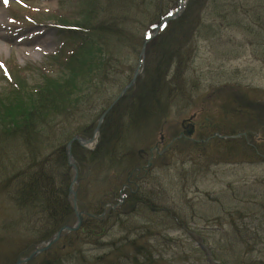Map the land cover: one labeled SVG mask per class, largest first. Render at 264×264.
<instances>
[{
	"label": "trees",
	"instance_id": "obj_1",
	"mask_svg": "<svg viewBox=\"0 0 264 264\" xmlns=\"http://www.w3.org/2000/svg\"><path fill=\"white\" fill-rule=\"evenodd\" d=\"M140 1L141 9L139 7ZM163 1L79 0L82 13L75 20L70 18L64 20L63 15H57L58 17L53 18L55 20L53 24L56 26L60 40L57 49L47 58L52 62L55 60L58 65L54 69L48 68L45 64H41L37 68L42 70V74L45 75H48V72L53 69L52 72L55 71V76H42L39 80L32 79L29 82L26 80V76H22L18 82L15 80V75L11 76L8 69V76H5L9 82L8 95H2L0 92V170H6L5 167L8 164L13 169L8 175L0 179V194L11 204L10 211L5 208L3 210L11 213L13 216L11 221L14 224H19L25 230L24 232H27L30 239L28 244L31 247L47 240L62 225L74 221L73 209L68 197V185L72 169L67 162L65 144L75 135L90 136L98 116L131 79L136 67L133 60L139 54L145 33L158 23L161 16L175 7L176 0H167L165 4H162ZM234 2V0H207V4L201 3L198 9L199 19L210 17L215 20L211 14H221L224 17V12L229 15L228 11H230V17L243 20L241 12L248 13V11H240ZM192 4H188V8H193L194 5ZM226 6L230 8L226 9ZM206 10H209L210 16L205 14ZM184 15L186 16V12L181 18ZM78 17L81 18L79 21H77ZM252 19L254 22L245 21L243 24L252 31V34L256 35V38L263 40L264 14L255 18L252 17ZM226 20L229 22L228 18ZM201 22L200 20L197 21L195 27L202 29V32L212 28L211 23L202 25ZM252 23L258 24V28H254ZM169 27L170 25L167 24L158 34L157 39L153 38L148 42L145 65L151 59V55L154 59L156 55L154 52L159 51V43L166 37L163 35L168 34ZM172 53H168L167 63L170 65V61H176L173 76L169 77V73L166 72L167 64H165L162 72H159V68L153 69L152 66L151 70L148 69L149 71L143 69L134 85L123 96L122 99L127 96L131 97V105L127 106L121 116L122 120H125L122 124L126 126L122 128L123 131L121 129L119 132L116 127H106L103 124L100 129L99 144L94 149L87 150L76 142L73 143L72 154L78 170L80 167H87L90 170L89 174L92 171L88 181L99 182L102 176L101 180L104 182L105 188L108 186L107 200L104 205H108L106 211H110L106 215H99L103 209L101 207L102 202L100 205L95 203L93 204L94 207L85 208L84 210L92 213L93 216L84 215L80 228L70 233L68 246L70 247L72 243H78L85 233L94 238L97 244L102 242L101 245H104L105 242L102 241V238H106L108 232L117 227L128 234L125 236V242L108 241L107 243L111 244V247L114 245L109 253L111 256L106 254L98 256L96 258L97 264H159V261L154 259L155 250L158 245L164 247L174 242L171 231H182L193 238L196 230L198 232L195 235L199 239H193L195 242H201L198 250L206 256L211 264H251L239 260L244 257L229 259L227 255L231 252L242 251L241 249L246 252L253 251L252 247L255 246L254 241H251L252 235L255 236V241L260 237L259 232H252L253 225H257L256 222L259 219L255 218L254 212L264 210V202L261 204L255 200L251 201L247 197L248 199L246 198L241 203V205H247L248 209L243 208V211L248 212L249 216L240 217L239 220L242 221L239 223L246 219L250 223L244 224L243 227L236 225L234 218L231 217L233 209L227 211L229 213L227 215L232 221L229 222L228 227H224L223 213L217 216L209 213L210 200L201 198L199 207L189 204L188 201L184 200L183 195L175 199L177 201L174 202L165 201V198L156 202L151 201V197L144 198L143 191L138 190L134 193L131 186L123 190L125 199L118 208L114 210L110 208L119 201V191L125 181L127 182L126 177L129 174L132 175L131 172L141 164L138 160H142L137 148L130 147L128 134L132 136L133 133L140 131L144 123L146 125L151 122L150 119L161 121V118L167 115L161 104L164 99L166 107L171 103L177 106L180 97H191L193 90L191 91L192 88L187 85L198 87L197 83H190L188 80L189 83L186 86L182 82L178 85V80L180 82L178 68L182 64L181 62L185 65L186 60L188 63L192 61L190 51L182 47ZM61 71L64 72L60 74ZM15 73L20 74L19 70ZM164 96L165 98H163ZM225 96L226 101H236L235 96L233 97L231 93L227 92ZM90 99L95 100V103L91 107L84 106V104L89 103ZM246 106L251 108L249 104ZM221 108L224 109L221 120L224 125L221 124V121H217L219 126L217 124L216 127L214 126L216 129L214 132L219 131L221 133L228 130L230 135L237 132H241V134L248 132L249 130L243 127L249 126L248 121L252 126L255 122L253 120L255 114L258 116L260 113L255 111L256 108L255 114L251 111L248 112L238 104L230 109L224 106ZM261 109L264 112V108L261 107ZM114 113L113 111L111 115ZM135 115H138L139 119ZM110 120H112V116ZM73 124L76 125L73 126ZM212 134H204L203 131H200L199 135L206 140L203 147L207 148V144L213 142L220 143L217 145L223 148L224 154L220 156L223 161H232L231 154L235 156L241 152L249 154L252 150L247 144L252 133L240 135L233 139H221ZM224 134L226 133L224 132ZM204 135L205 137H202ZM106 138H109L108 142H106ZM113 141L117 144L116 148L118 146L128 147L116 155L118 158L123 157V155L127 158L125 157L124 160L118 162L115 161L113 158ZM247 150H249L248 153ZM262 157L264 158V156ZM154 158H159V162L162 160L159 156ZM205 158L210 159L207 154H205ZM199 160L198 158L196 161L194 159V167L189 169L190 172L192 171L190 176H193V180L197 179L198 176L204 177L214 168L211 167L212 160L203 165L199 163ZM108 161L114 165H110ZM125 163H131L126 165L127 169L124 166ZM153 163L154 161H152ZM118 169L133 170L127 172L129 174L125 177L126 171L124 170V173L120 174L115 171ZM148 169H152V166L147 167L146 170ZM107 172L110 175L111 172L113 173L110 178H115L118 174L121 181L106 185L108 183L106 180L110 176ZM247 192L250 191L245 190V195ZM81 193L82 191H77V196ZM147 199L149 203H146ZM170 203L175 204L176 207L170 205L172 209L168 208L167 204ZM256 203L257 206L258 203L260 204L261 209L255 207ZM187 206L188 208H186ZM240 206L235 212L241 211L244 214L245 212L240 210ZM127 207L130 210H127ZM158 213L162 217L160 220L153 216ZM136 216H138L137 219ZM135 219L136 222H134ZM217 220L221 223L219 224ZM261 220H264V215ZM213 221L217 222L219 227H214L211 224L210 228L218 229L220 234L217 235V239L213 243H210L208 237L213 233L210 230L206 231L208 229L206 227ZM201 223H204L205 226H199ZM236 238L238 239L236 240ZM141 239H143L142 242H140ZM149 239L158 241L156 246L150 244ZM249 241L251 247L248 244ZM66 246L54 245V252H60V249ZM125 247L130 248V251H127ZM75 252L78 255L76 260L79 264H88L84 257L81 259L79 256L81 251L76 249ZM51 257L40 264H63L60 258L54 257L52 259Z\"/></svg>",
	"mask_w": 264,
	"mask_h": 264
},
{
	"label": "rangeland",
	"instance_id": "obj_2",
	"mask_svg": "<svg viewBox=\"0 0 264 264\" xmlns=\"http://www.w3.org/2000/svg\"><path fill=\"white\" fill-rule=\"evenodd\" d=\"M234 1V4L237 5L240 11H248V13L241 12L243 20L230 17V11H228L229 15L224 12V17L221 14H211L215 20H212L210 17L199 19L200 13L198 9L201 3L207 4V0H187L184 10L180 15L175 17L177 20L172 19L167 21V24L170 25L168 34L163 35L166 37L159 43V51L154 52V55L156 54L154 59L153 55H151V59L147 61L146 65L145 58L148 42L144 47L141 43L139 54L144 49V57L139 75L143 69L147 71L151 70V66L153 69L159 68V72H162L165 64H167L166 72L169 73V77L173 76L176 61H170V65H168V53H172L175 50L178 51V49L184 47L190 51V55L192 54V61L189 63L187 60L185 61L186 69L184 63L181 62L182 64L178 68L180 73L178 85L181 82L185 84L184 86L189 82H195L198 84V87H192L190 84L187 85L189 88H192L191 91L193 90L191 97H180L179 101H177V106L171 103L166 107L164 99L161 104L167 115H164L161 121L158 122V120L150 119L151 122L146 125L144 123L140 131L133 133L132 136L128 134L129 145L132 148H137L142 159L138 160L141 164L134 170L132 169L133 171L131 169L126 171L128 168L126 165H130L131 163L124 164L126 169L115 170L120 174L124 173V170L126 173L132 171L131 176L129 173L125 175L126 177L129 174L126 177L127 182L125 181L123 185L133 187L134 193L138 190L140 192L143 191L144 198L151 197V201L160 202L165 198V201L174 202L177 201L175 199L183 195L185 197L184 200L188 201L189 204L199 207L201 198L210 200L211 204L208 206V208L210 207L208 209L209 213L216 216L223 213L224 218L222 222H224V227H228L229 222L232 221L230 216L227 215L229 214L227 211H231L232 209L233 213L231 217L234 218L236 225L243 227L246 223L250 224L248 223V219L244 220L245 222L239 223L242 221L239 220L240 217L245 218L249 216L248 212L243 211V208L245 210L248 209L247 205H241L247 197L249 200H255V202L261 204L264 202V160H262L264 159L262 157L264 156V112L261 109V107L264 108V39L259 40L256 38V35L252 34V31L248 30L245 24H243L245 21L254 22L252 17L255 18L264 14V0ZM166 2L167 0H164L162 4ZM139 4L141 9V1ZM188 4H192L194 7L188 8ZM229 8V6H226V9ZM184 12H186V16L184 15L181 18ZM80 13L82 12L79 0H8L7 3H5V0H0V32L3 33L2 38H0V44L3 46V49L0 50V92L2 95H8L9 82L4 76L6 69H9L11 76L15 75V80H18V82L22 79V76H26V80L29 82L32 79L39 80L42 76L51 77L56 75L55 71L52 72V70L58 64H56L55 60L52 62V60L47 58V54L57 49L60 38L57 35V29L52 26L51 22L55 21L53 18L58 17L57 15H63L62 18L64 20L67 18L75 20ZM205 14L210 16L209 10H206ZM25 16L31 17V20H28ZM32 17L34 20H32ZM226 17L229 19V22L226 20ZM80 19L78 17L77 21ZM199 20L202 21V25L211 23L212 28H208L209 31L205 30V32H202V29L195 27V24ZM252 25L254 28H258V24L252 23ZM159 31L161 32V30ZM158 34L152 38L157 39ZM18 39L21 41H17ZM45 39L47 42L42 43V40ZM36 48H40L42 50L41 53L35 54ZM139 54L133 60L136 65L140 59ZM41 64H45L48 68H53L48 72V75L42 74V70L37 69ZM18 70L19 75L15 73ZM63 72L61 71L60 74ZM227 92L231 93L233 97L235 96L236 101H226L224 97H226L225 94ZM122 98L111 107L102 122V125L104 124L106 127H116L119 132L125 126V124H122L125 122L121 118L122 113L127 109V106L131 105L130 96ZM94 103L95 100L90 99L89 103L84 104V106L91 107ZM235 104L240 105L248 112L251 111L253 114H255L254 110L256 108L257 110L255 111H259L262 114L260 115L259 113L258 116L255 114L253 119L255 122L252 126L248 121L249 126L243 127L244 129H248V132H243L242 134L240 132L236 133L238 136L252 133L250 141L247 143L252 148L250 152L247 150L249 154H245L244 152L238 153L236 156L231 154L232 161H223V158H220L224 154L222 152L223 148L217 145L220 143L213 142L212 144H207V148H204L203 145L206 144V140L202 139L199 134L200 131H203L204 134L213 133L212 135L217 137H219L217 132L220 135H222V132L223 135H230L228 134V130L220 133L219 131L214 132L216 131L214 128L216 124L219 126L217 121L220 122L222 120L224 109L221 107L224 106L230 109ZM246 104L251 105V108L247 107ZM115 106L117 108H114ZM113 111L115 113L111 115ZM138 115L135 116L138 118ZM111 116L112 120H110ZM183 119L193 125L194 133L192 138L185 133V127L182 126L184 122H181ZM221 122L224 125V122ZM75 125L73 124V126ZM202 137H205V135ZM99 138L100 131L95 147L99 144ZM109 138H106V142H108ZM226 138L233 139L236 137L229 136ZM115 142L113 143V158L118 162L122 159L124 160L126 156L123 155V157L118 158L116 155H119L122 151L128 149V147L118 146L116 148L117 142ZM205 154L210 159L205 158ZM157 156L162 158L161 162H159V158H154ZM197 158L198 160L200 159L199 163L201 165L205 164V162L209 163L212 160L213 164L211 167L214 168L204 177L198 176L197 179L193 180V176H190L192 171L190 172L189 169L194 167L193 162ZM152 161H154L153 164ZM108 163L112 166L114 165L110 161ZM149 166H152V169L146 170ZM10 167L11 165L8 164L5 167L6 170H0V179L9 174L10 170L13 169ZM79 170L78 183L75 189L76 192L82 191V193L77 196V208L85 211V208L89 206L94 207L95 205L93 204L95 203H99L100 205V202H102L101 207L103 209L99 215H106L110 211H106L108 205H104V202L107 200L106 191L109 190L108 186L105 188V184L101 180L102 176L99 182L88 181V177L92 171L89 174L90 170L87 167H80ZM112 175L113 173L111 172V175L106 180L108 181L106 185L121 181V177L118 174L115 178H110ZM136 185H138L137 189ZM245 190L250 192H247V195H245ZM0 203V264H14L17 257L27 255L33 247L28 244L30 239L27 232H24L25 230L19 224H14L11 221L13 219L11 213L3 210L5 208L10 211L11 204L1 194ZM146 203H149V200ZM259 203L258 206L257 203L255 204L257 209H261ZM119 204L121 202H116L114 204L115 207H112L111 210L118 208ZM170 205L174 208L176 207L175 204L170 203L167 204L168 208L172 209ZM239 206L240 210L245 212L244 214L241 211L235 212ZM127 210H130V208L127 207ZM254 213L256 214L255 218H259L256 222L257 225L254 224V229L252 230V232L257 231L260 233V237L256 240L257 244L255 236L252 235L251 241H254L253 244L255 246L252 247L253 251L246 252L241 249L242 251H238L237 253L231 252L227 255L229 259L244 257L239 259L243 260V263L264 264V220H261L264 210H256ZM73 214L75 218L74 210ZM153 216L157 217V220L162 218L159 213ZM137 218L138 216H136ZM136 219L134 222L137 221ZM217 222H210V225L206 227L208 228L206 231L210 230L213 233V235L208 237L210 243H213L217 239V235L220 234L218 229L214 230L210 228L211 224L214 227H219L221 222H218L219 224ZM261 225H263L262 228ZM199 226H205V224L201 223ZM64 232L47 250L23 264H40L50 256H52V259L54 257L60 258L63 264H79L78 260H76L78 259V255L75 252L76 249L81 251L79 256L81 259L84 257L88 264H97L96 258L105 254L109 255L112 247H114V245L111 247V244L107 243L108 241L123 243L125 242V236L128 235L124 230L114 227L108 232L106 238H102V241L105 242L104 245H101L102 242L97 244L94 238L85 233L78 243H72L69 247L68 238L73 231ZM197 232L196 230L194 231L193 238L199 239L195 235ZM170 233L174 242L164 247L158 245V248L155 250L154 259L159 261V264H211L206 256L198 250V247L201 245L200 241L195 242L193 238L187 236L182 231H171ZM142 241L143 239L140 242ZM149 243L156 246L158 241L149 239ZM248 244L251 247L250 241ZM54 245L67 246L60 249V252H54ZM125 249L130 251V248L125 247ZM159 258L161 259L159 260Z\"/></svg>",
	"mask_w": 264,
	"mask_h": 264
},
{
	"label": "water",
	"instance_id": "obj_3",
	"mask_svg": "<svg viewBox=\"0 0 264 264\" xmlns=\"http://www.w3.org/2000/svg\"><path fill=\"white\" fill-rule=\"evenodd\" d=\"M185 7V2L183 0L179 1V4L177 6V9L175 11V13L170 14L169 16L164 17L159 24L155 27V29L148 35L145 37V39L142 42L143 47L146 45V43L153 37L155 36L159 30L160 27L167 21L174 19L175 17H177L178 15H180V13L183 11ZM144 49H142L140 51V59L138 64L136 65L134 72L132 74L131 79L123 86V88L121 89V91L117 94V96L112 100V102L106 107V109H104V111L99 115L97 121H96V125L92 131V135L88 138H83L81 136H73L67 143L65 146L66 149V155H67V162L69 164V166L72 168L73 170V175L71 177L70 183H69V187H68V193L69 196L71 198L72 201V209L75 211V221L71 224H65L63 226H61L49 239L42 241L40 244L36 245L35 248L26 256H22L19 257L15 264H22L24 262H27L28 260L34 258L37 254H39L40 252H43L45 250H47L50 245L56 241L60 235H62V233L64 231L66 232H71V231H75L79 228V226L82 223L83 220V214L86 213L88 215H92L89 214L87 212L81 211L79 210L77 207V197H76V189H75V184L78 183V169L77 166L75 164V160L73 157V154L71 152V146L72 143L74 141H76L81 147L84 148H91L92 146H94V144L96 143V139L99 135V129L101 127V124L103 122V119L105 117V115L107 114V112L111 109V107L121 98L124 96V94L134 85L135 80L137 78V76L139 75L140 71H141V67H142V63H143V57H144ZM184 122V121H183ZM186 133L188 135H191L193 133V128L191 127L190 129L186 130ZM234 136V135H232ZM65 233V232H64Z\"/></svg>",
	"mask_w": 264,
	"mask_h": 264
},
{
	"label": "bare ground",
	"instance_id": "obj_4",
	"mask_svg": "<svg viewBox=\"0 0 264 264\" xmlns=\"http://www.w3.org/2000/svg\"><path fill=\"white\" fill-rule=\"evenodd\" d=\"M2 36H3V33L2 32H0V38H2ZM153 38H151V40H152ZM17 41H21L20 39H18ZM45 42H47V40L45 39V40H42V43H45ZM3 49V46L0 44V50H2ZM41 49L40 48H36V50H35V54H39V53H41ZM248 153V152H247Z\"/></svg>",
	"mask_w": 264,
	"mask_h": 264
},
{
	"label": "flooded vegetation",
	"instance_id": "obj_5",
	"mask_svg": "<svg viewBox=\"0 0 264 264\" xmlns=\"http://www.w3.org/2000/svg\"><path fill=\"white\" fill-rule=\"evenodd\" d=\"M185 125H186V124H184V126H185ZM187 128L189 129V128H190V126L188 125V126H187Z\"/></svg>",
	"mask_w": 264,
	"mask_h": 264
},
{
	"label": "snow or ice",
	"instance_id": "obj_6",
	"mask_svg": "<svg viewBox=\"0 0 264 264\" xmlns=\"http://www.w3.org/2000/svg\"><path fill=\"white\" fill-rule=\"evenodd\" d=\"M8 2V0H5V3H7Z\"/></svg>",
	"mask_w": 264,
	"mask_h": 264
}]
</instances>
